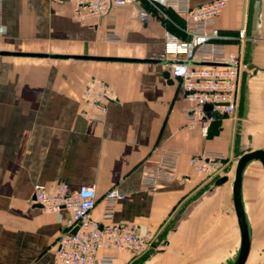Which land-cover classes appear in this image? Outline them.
<instances>
[{
  "label": "crops",
  "instance_id": "crops-1",
  "mask_svg": "<svg viewBox=\"0 0 264 264\" xmlns=\"http://www.w3.org/2000/svg\"><path fill=\"white\" fill-rule=\"evenodd\" d=\"M211 1L189 0L193 7ZM262 4L260 31L256 0H228L217 21L227 54L249 70L240 76L235 114L220 116L204 135L186 116L183 88L164 78L171 71L165 30L186 38L184 19L175 11H166L167 21L140 0L104 17L79 16L73 0H4L0 52L162 63L0 55V264H56V243L69 231L71 216L36 206L35 185L52 192L60 185L71 191L94 187L95 220L152 232L153 249L145 255L101 250L99 258L115 256L114 264H234L242 241L233 192L240 149L264 150ZM141 9L149 12L147 20ZM91 78L106 82L115 95L103 123L86 116L91 109L83 92ZM206 153L226 158L215 176L191 164ZM158 164L165 179L146 186V168ZM223 177L228 181L217 186ZM112 189L125 199L106 218L105 197ZM242 198L251 236L246 264H264L260 161L243 173Z\"/></svg>",
  "mask_w": 264,
  "mask_h": 264
},
{
  "label": "built area",
  "instance_id": "built-area-1",
  "mask_svg": "<svg viewBox=\"0 0 264 264\" xmlns=\"http://www.w3.org/2000/svg\"><path fill=\"white\" fill-rule=\"evenodd\" d=\"M140 0H73L79 16L104 17L114 8H132ZM159 16L170 21L166 11L173 10L184 19L179 37L167 28L164 36V52L170 61L171 78L185 92L189 106L185 113L190 122L196 124L207 135L211 124L220 116H233L238 109L241 89V73L248 71L246 63L226 52L225 37L217 21L228 0H214L199 6H191L189 0H145ZM0 0V33L3 32L2 7ZM140 16L147 20L149 12L141 9ZM244 38V33L240 34ZM115 95L110 86L98 79L87 80L83 102L91 109L86 116L93 122L103 123ZM211 109L208 110L207 107ZM168 167L173 168L177 154L172 153ZM193 167L201 174L215 176L223 170L226 158L221 154L206 153L191 159ZM164 167V166H163ZM161 165L146 168L144 184L158 186L164 179ZM168 168V169H171ZM125 195L112 189L105 197L106 218H111L118 201ZM97 193L94 187L82 186L71 191L60 185L50 191L42 185L34 186V203L50 212L68 211L71 220L66 231L56 243V264H114L115 256L99 258L101 250L110 249L117 253L128 252L142 256L153 249L155 242L152 232L140 233L136 224H102L93 218L97 207ZM79 228L77 233H73Z\"/></svg>",
  "mask_w": 264,
  "mask_h": 264
},
{
  "label": "water",
  "instance_id": "water-1",
  "mask_svg": "<svg viewBox=\"0 0 264 264\" xmlns=\"http://www.w3.org/2000/svg\"><path fill=\"white\" fill-rule=\"evenodd\" d=\"M256 11H255V23L258 30L260 31L263 23V4L262 0H256ZM0 55H16V56H31V57H48V58H71V59H85V60H96V61H116V62H146V63H162L161 60L154 59H127V58H112V57H93V56H72V55H54V54H28V53H9L0 52ZM164 78L171 80L169 72H165ZM208 110L211 109L210 106L207 107ZM247 148L241 147L240 151L243 153L239 159L235 180L233 183L234 192V204L237 213L239 226L241 230V249L239 255L234 262V264H246L250 248H251V236L249 231L248 219L245 213L243 198H242V180L243 173L246 167L254 160L260 161L264 166V150H258L254 152H246ZM228 181V177L220 178L216 185L220 186ZM36 206L43 208L40 204L35 203ZM79 228L75 229L73 233H77ZM165 242H163L164 244Z\"/></svg>",
  "mask_w": 264,
  "mask_h": 264
},
{
  "label": "rangeland",
  "instance_id": "rangeland-1",
  "mask_svg": "<svg viewBox=\"0 0 264 264\" xmlns=\"http://www.w3.org/2000/svg\"><path fill=\"white\" fill-rule=\"evenodd\" d=\"M226 164H227V163H226ZM226 164H225L224 168L226 167ZM224 168H223V169H224ZM150 252H151V251H150ZM150 252H148V253H150Z\"/></svg>",
  "mask_w": 264,
  "mask_h": 264
}]
</instances>
